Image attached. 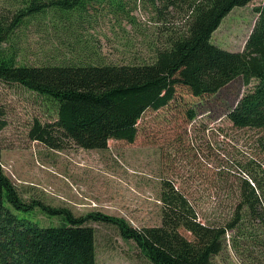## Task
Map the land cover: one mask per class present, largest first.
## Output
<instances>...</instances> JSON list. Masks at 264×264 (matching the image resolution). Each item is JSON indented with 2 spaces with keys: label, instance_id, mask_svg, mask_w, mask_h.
I'll return each mask as SVG.
<instances>
[{
  "label": "rangeland",
  "instance_id": "1",
  "mask_svg": "<svg viewBox=\"0 0 264 264\" xmlns=\"http://www.w3.org/2000/svg\"><path fill=\"white\" fill-rule=\"evenodd\" d=\"M19 1L0 0V13L9 15ZM261 2L248 0L232 6L210 40L240 50L256 17L254 8ZM101 6L84 12L83 17L95 19H80L82 25L74 15L69 21H58L55 28L49 17H44L40 27L31 19L14 28L1 46L15 47L18 64L57 62L73 52L80 56L94 52L104 61L126 60L135 53L149 58L152 49L148 42H161L167 28L181 26L186 17V11L172 7L169 14L164 9L160 15L149 0L128 1L127 6L132 7L126 15ZM156 7L163 8L159 2ZM71 31L80 37V43L68 37ZM254 82L250 78L245 83L238 75L215 92L200 95L176 84L165 105L141 113L132 141L108 138L103 148H83L65 139L51 144L30 135L35 122L55 119L54 101L17 81L0 79V119L4 121L0 167L23 199L64 207L74 215L96 211L120 216L135 226L158 224L161 184L169 180L194 204L202 219L220 221L236 197L234 181L244 173L242 164L264 169V130L235 127L225 116ZM189 109L194 114L191 118ZM11 210L39 225H55L61 220L37 205L26 212ZM85 223L94 230L95 264H154L132 239L122 238L114 224L91 219ZM235 233L227 231L223 248L209 264H264V230L257 235L259 243L240 239Z\"/></svg>",
  "mask_w": 264,
  "mask_h": 264
},
{
  "label": "trees",
  "instance_id": "2",
  "mask_svg": "<svg viewBox=\"0 0 264 264\" xmlns=\"http://www.w3.org/2000/svg\"><path fill=\"white\" fill-rule=\"evenodd\" d=\"M128 1L135 0H22L9 15L0 13V79L17 81L56 106L55 119L35 122L30 135L51 144L65 139L83 148H103L108 138L132 141L141 113L165 105L176 84L200 95L215 92L238 75L245 83L250 78L255 82L225 116L235 127L264 130V0L254 8L257 14L240 50L216 45L210 34L232 6L248 0H149L160 15L164 9L169 14L170 7L186 11L181 26L168 27L159 43L148 42L149 58L135 53L126 60L104 61L93 52L57 62L18 64L15 47L1 46L14 28L31 19L40 27L49 17L55 28L58 21H69L70 15L83 18L84 12L103 4L126 15L132 7ZM157 2L163 8L156 7ZM193 115L189 109L188 118ZM3 123L0 119V127ZM241 167L244 173L234 181L236 197L222 220L202 219L194 204L163 180L160 221L140 226L120 216L96 211L74 215L64 207L25 200L0 167V264H95L94 230L87 219L114 224L119 235L132 239L154 264H209L223 248L227 231L252 243L261 241L257 235L264 230V169L253 163ZM35 205L47 215H59L60 223L39 225L11 210L31 211Z\"/></svg>",
  "mask_w": 264,
  "mask_h": 264
},
{
  "label": "crops",
  "instance_id": "3",
  "mask_svg": "<svg viewBox=\"0 0 264 264\" xmlns=\"http://www.w3.org/2000/svg\"><path fill=\"white\" fill-rule=\"evenodd\" d=\"M85 17H91V16H85ZM85 17H83V18H75V19H77V20H79V19H84ZM91 18H94V17H91ZM95 19V18H94ZM89 22H91V21H89ZM95 22V21H94ZM74 34V33H73ZM70 38V37H69ZM72 39H74V41H73V43H80L81 42V40L79 39V38H77V37H75V34H74V36L72 37ZM73 43H70V44H73ZM61 57H63V56H61ZM65 58L64 59H71V58H77V57H81L80 55H78V53H72V54H66V56H64Z\"/></svg>",
  "mask_w": 264,
  "mask_h": 264
}]
</instances>
